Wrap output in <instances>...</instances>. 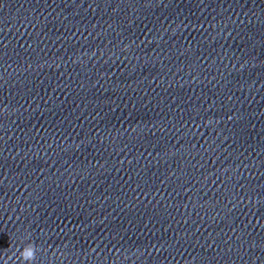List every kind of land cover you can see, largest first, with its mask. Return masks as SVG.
I'll list each match as a JSON object with an SVG mask.
<instances>
[{
  "label": "clouds",
  "instance_id": "1",
  "mask_svg": "<svg viewBox=\"0 0 264 264\" xmlns=\"http://www.w3.org/2000/svg\"><path fill=\"white\" fill-rule=\"evenodd\" d=\"M18 251L20 264H35L36 253L39 251L35 243L29 242L22 249H18ZM5 264H7V260H5Z\"/></svg>",
  "mask_w": 264,
  "mask_h": 264
}]
</instances>
